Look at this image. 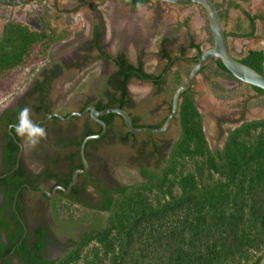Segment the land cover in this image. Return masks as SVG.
I'll use <instances>...</instances> for the list:
<instances>
[{
  "label": "flooded vegetation",
  "instance_id": "1",
  "mask_svg": "<svg viewBox=\"0 0 264 264\" xmlns=\"http://www.w3.org/2000/svg\"><path fill=\"white\" fill-rule=\"evenodd\" d=\"M54 1L93 4L103 0ZM256 1L246 0L245 3H249V9H252ZM83 5L81 3L80 8ZM173 6L176 5L161 0H118L115 15L110 21H106L105 15L100 12L87 13L84 28L75 37V47L68 51L58 48V44L52 47L53 51L43 68L29 79L20 93L0 108V264H44L45 260H58L62 257L58 255L62 246L74 242L71 251L80 237L90 231L81 232L75 239L69 236L61 239V232L68 233L67 228H60L61 208L68 204L79 207L86 213L84 220L94 224L95 230H98L106 223L109 212L105 207L109 199H115L120 188L161 174L182 133L180 113L167 132L138 135L128 129L123 117L118 114L98 116L106 124L104 129L93 118L91 107L99 111L122 108L139 128H160L165 124L172 112L177 87L189 76L204 51L203 41L193 30L194 22L195 27L200 24L197 11L194 9L183 16H176ZM184 6L192 7L193 4ZM129 15L138 21L136 32L130 31L126 25L120 28L119 20L125 23ZM251 15L264 24V8H258ZM107 27L111 28L110 33ZM159 33L163 37L155 52L152 39ZM109 34L112 35L110 41L107 39ZM115 43L120 47L116 48ZM231 51L235 56L232 48ZM154 56L158 60L157 67L149 72L145 62ZM236 58L240 60L242 56ZM218 61L207 64L187 90L202 113L204 130L214 151L223 149L230 130L246 121L262 119L253 114L264 108V95L257 91L253 109L250 96H241L236 100L219 97L220 92L226 93L227 88H234L235 81L239 80L222 68ZM93 71L95 88L92 95L89 93L74 109H65L62 105L69 102L57 98L54 88L64 80L63 77L73 75L78 80H84L82 76ZM75 72H78L77 76ZM126 75L127 94L123 100L121 85ZM200 75L209 83L208 91L197 89ZM172 77L174 79L171 80ZM178 79L182 82L177 84ZM216 79L220 85L214 82ZM157 80L161 82L158 84ZM131 82L152 85L155 91H167L168 85L171 87L173 83L177 87L172 98H168L154 93H135L130 88ZM187 91L183 93L182 102ZM202 95L209 101L213 96L215 101L212 98L210 102H215L214 105L220 108H206L209 103ZM139 107L145 108L144 111L138 112ZM74 112L85 114L73 115ZM55 114L70 118L63 120ZM147 117L156 120L147 121ZM206 125L215 127L211 135ZM100 134L99 138L88 141L85 147L89 164L87 171L80 173L71 186L74 173L85 168L81 154L84 140ZM209 136L220 139L222 145L214 149L211 142L214 139L210 141ZM120 145L127 146L124 156L118 149ZM120 167L134 173L131 182L123 179L124 172ZM136 178L140 181H133ZM66 180H69L67 187L64 186ZM32 189L47 191L49 195L34 193ZM79 222L73 223L74 228L70 229L74 235H77L75 227ZM41 242L42 249L39 247Z\"/></svg>",
  "mask_w": 264,
  "mask_h": 264
},
{
  "label": "trees",
  "instance_id": "2",
  "mask_svg": "<svg viewBox=\"0 0 264 264\" xmlns=\"http://www.w3.org/2000/svg\"><path fill=\"white\" fill-rule=\"evenodd\" d=\"M220 14L224 26V13ZM251 27L255 31V23ZM52 40L54 36L46 31L7 22L0 34V77L24 66L37 46L46 49ZM240 60L264 73L263 49L249 50ZM218 64L227 70L222 61ZM126 78L121 85L123 100ZM252 88L264 95L263 89ZM180 120L182 133L161 174L120 188L105 207L109 212L105 225L85 232L75 248L44 264L260 263L264 254V118L230 130L223 149L217 151L209 144L202 113L188 91ZM68 184L66 180L64 186ZM39 245L42 249L43 243Z\"/></svg>",
  "mask_w": 264,
  "mask_h": 264
},
{
  "label": "rangeland",
  "instance_id": "3",
  "mask_svg": "<svg viewBox=\"0 0 264 264\" xmlns=\"http://www.w3.org/2000/svg\"><path fill=\"white\" fill-rule=\"evenodd\" d=\"M117 1L118 0H103L100 3L94 2L93 4H88L87 2H84V1H75V2L68 1V2L57 3L54 0H31L28 4L22 5L19 7L0 6V34L3 30L4 25L7 22L17 21V22H21L23 24L28 25L30 28L34 30L46 31L49 34L54 36V40H52V43L50 44L48 48L45 49L41 45L37 46L34 49L31 57L27 60L24 66H21L0 77V108L6 102H8L10 98L15 96L16 93H20L21 90L24 87H26V84L30 81L29 79L33 78L34 75L38 72V70L43 68V65L47 63L48 61L47 59L49 58L50 54L53 51L52 47H55V45L58 44L57 45L58 48L65 49V51L71 50L73 47H75L76 45L75 37L79 36V33L82 31L81 30L82 27L84 28V25L86 23L84 16L87 15V13L92 15L96 11L100 12L105 15L107 19L106 21L108 20L110 21L111 20L110 18L115 15L114 12L116 9ZM218 1H224V0H218ZM81 3L84 4L83 5L84 7L80 8ZM253 6L254 4L252 5V7ZM200 7L198 8V6H195V5H193L192 7L176 5V6H173L172 9H175L173 13L175 15L177 14L178 16H183L186 13H189L190 11L194 9L195 11H197L196 14L197 15L199 14V16H201V18H199L200 24L195 27V22H194L193 30L194 32L198 34L199 38L203 41V48L204 50H206L207 48L213 46V37H212V33L209 27L208 19L206 18L205 11L203 8H200ZM243 9H249V3L243 4L241 6V11L239 9H234L231 17H234L236 13L239 14L240 12H242ZM230 24L232 25L231 21L230 22L228 21L227 23L226 21L224 22L225 28L231 33L234 30H232V28L229 27ZM119 25H120V28L123 25L125 28V25H126V27L132 32L138 31V21L132 15H129V18L126 19L125 23H123L122 19H120ZM139 28L142 29V24H140V22H139ZM107 29H108V32L110 33L111 28L107 27ZM111 36L112 35L110 34L108 35L107 39H109V41L112 40ZM162 37H163V34H160V33L158 35L156 34L155 36H153V39H152L153 51L155 52L157 51L158 43L159 41H161ZM258 37L260 36L254 37V40L249 42V40L245 41L242 38L233 37L232 35H230L229 41H230L231 48L235 56L236 57L243 56L248 50L249 45L252 46L253 43L251 42L253 41L254 43L259 42ZM116 46H117L116 48L120 47L118 45ZM147 60L148 59H146V62H145V68L147 71L152 72V70L155 67H157L158 60L156 59L155 56L149 59V61ZM75 73L77 76L78 72H75ZM94 74H95L94 71L90 72L89 74L86 73L85 76H82V77H85L84 80H78V78H76L73 75L72 76L69 75L70 77L69 76L63 77L64 80L61 81L60 84H58L54 88V94L57 98L69 102L65 105H62L65 109L67 110L74 109L80 104L81 100H83L84 98L88 96L89 93H91L92 95V91L95 88L94 83H93ZM225 76L228 77V74L227 75L225 74ZM222 78H225V77H222ZM172 79H174V77H172L171 80ZM199 80L200 82L197 83L196 85L197 89L200 90V92L204 91V89L208 91L209 83L204 79V77H202V75L199 76ZM181 82H182L181 79L177 80V84ZM211 82H213V80ZM214 82L220 85L217 79L214 80ZM235 82H236V86L234 88L232 89L227 88L228 91L224 90V92L227 91L226 93H222L223 91L220 92V94H218L219 97H221V99L228 98L229 100H236L237 98H240L241 96H243V98L250 96L252 99L250 102V106L253 109L254 105L256 104V100L254 98L256 97V94H257L256 90L252 88L251 85H248L241 81H235ZM138 86H141L142 89L136 90ZM176 87L177 85H174L173 83V86L171 87L168 85V87L166 88L167 91L165 90L155 91L152 85H149V84H141V83H133V82H131L130 84L131 90L134 91L135 93L136 92H140L142 94L154 93L155 95L159 94L160 96L165 95L168 98H172ZM201 94H204V93H201ZM202 96L204 98V101L209 103L205 105L206 108L208 109H211V107L215 109L220 108L214 105L215 102L214 103L210 102L213 96H210L211 97L210 101L205 95H202ZM213 101H215V99ZM144 109L145 108L143 107L137 108L138 112L144 111ZM253 116L264 118V108L259 109V111H257V114H253ZM146 120L154 121L156 120V118L147 117ZM205 128L207 129L208 134L210 133V135L211 133L215 131L214 130L215 127L212 125H206ZM177 129H178V125H177ZM209 138H210V141L214 139L211 141L214 149L217 145L219 146L222 145V141L218 139L217 137L211 138V136H209ZM125 148L127 149V146L125 145H120L118 148L120 151H122L123 156L127 152ZM121 168L122 167H120V169ZM124 168L125 167L122 168L124 172L123 179L127 178V181L131 182L130 179L133 177L134 173L128 170L125 171ZM133 181L139 182L140 180L139 178H136ZM68 207L70 208L66 210L64 208H61V212L59 213L60 221L62 223V226H60V228L61 229L67 228L66 230H68V233H63L64 231L60 233V236L62 237V238L60 237L61 239H63L65 236L66 237L69 236L75 239V237H77L81 232H84L86 230L97 229L94 224L90 222L88 223L87 222L88 220H84V216H86V213H83V211L79 207H76L70 204H68ZM72 217L74 218L72 219ZM78 221L80 222L75 227L77 228V235H74L75 233L70 231V229H73L75 225L73 223L78 222ZM73 243L62 246L59 249L58 255L64 256L72 248ZM92 247H93V244L89 247H86L84 249L83 254H86L89 251V249ZM80 264H83V263L80 262Z\"/></svg>",
  "mask_w": 264,
  "mask_h": 264
},
{
  "label": "water",
  "instance_id": "4",
  "mask_svg": "<svg viewBox=\"0 0 264 264\" xmlns=\"http://www.w3.org/2000/svg\"><path fill=\"white\" fill-rule=\"evenodd\" d=\"M30 1L31 0H0V6L19 7L28 4ZM161 1L172 3L175 5H180V6L191 5V4L201 6L204 9L206 18L208 19L209 22V27L213 37V46L203 51L202 55L197 59V62L192 68L189 76L177 87L174 93L172 112L162 127L160 128L136 127L133 123L130 114L122 108H109L99 111L94 106L91 107L93 118L99 121L103 125L104 129L106 128V124L104 121L98 118V116L112 113L122 116L128 129L134 134L159 135L167 132L171 128L174 118L180 113L183 93L191 87V85L198 77L199 72L213 60L222 61L223 65L227 68L229 72L232 73V75L237 80L264 90V73L258 71L254 67L237 59L232 54L227 33L223 28L219 7L213 0H161ZM84 114H85L84 112L73 113V115H84ZM55 115L63 120H68L70 118V117L66 118L62 114H55ZM100 136L101 134L92 135V136H88L84 140L81 148V154L83 157L85 168L80 169L74 173L71 186L76 182L80 173L87 171L89 164L85 157V147L88 141L94 138H99ZM60 188L63 191H69V189L65 187H60ZM32 191L34 193H39V194L46 193L49 195V192L47 191H36L33 189ZM17 200H18V194L15 197V206L17 204ZM259 264H264V254Z\"/></svg>",
  "mask_w": 264,
  "mask_h": 264
},
{
  "label": "crops",
  "instance_id": "5",
  "mask_svg": "<svg viewBox=\"0 0 264 264\" xmlns=\"http://www.w3.org/2000/svg\"><path fill=\"white\" fill-rule=\"evenodd\" d=\"M218 6L220 13H224V21L226 23L229 21L232 22V25L230 24L229 27L232 28L231 33L225 28V25L223 26L225 32L228 33V38H230V35L233 37H239L246 40L252 41L254 40V37L260 36L258 38L259 42H256L251 45H249V50H254V49H263L264 50V24L262 22H258L254 16L251 15V13H255L258 8L262 7L264 8V0H259L258 2L254 3V6L252 9H243L242 12L239 14L236 13L234 17H231L233 14L232 12L234 9H239L241 11V6L245 4L246 0H242L243 2H240V0H224V1H218V0H213ZM231 1H235L234 5H231ZM236 3L240 6L237 7ZM227 11V12H226ZM199 18L201 16L198 15ZM232 18V19H231ZM252 23H255V31L251 30V25ZM236 30V31H235ZM253 31V32H251ZM230 43V41H229Z\"/></svg>",
  "mask_w": 264,
  "mask_h": 264
},
{
  "label": "bare ground",
  "instance_id": "6",
  "mask_svg": "<svg viewBox=\"0 0 264 264\" xmlns=\"http://www.w3.org/2000/svg\"><path fill=\"white\" fill-rule=\"evenodd\" d=\"M137 89H138V90H141L142 88H141V87H138Z\"/></svg>",
  "mask_w": 264,
  "mask_h": 264
}]
</instances>
